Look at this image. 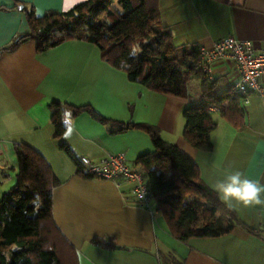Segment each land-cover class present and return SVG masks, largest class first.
I'll list each match as a JSON object with an SVG mask.
<instances>
[{"label": "crops", "instance_id": "obj_1", "mask_svg": "<svg viewBox=\"0 0 264 264\" xmlns=\"http://www.w3.org/2000/svg\"><path fill=\"white\" fill-rule=\"evenodd\" d=\"M83 1L0 0V198L16 181L14 144L25 143L41 153L59 181L52 190V215L79 264H163L164 258L171 264H264V207L238 206L233 211L243 225L225 234L177 239L153 196L149 207L142 206L134 183L89 177L62 148L68 146L76 159L85 155L94 161L123 153L147 180L136 159L155 150L150 135L141 128L111 133L82 112L73 117L71 139L64 132L56 137L48 106L51 101L90 105L108 119L156 126L165 141L197 164L211 189L225 168L264 184V77L261 91L248 93L245 102L234 95L238 69L224 58L213 63L209 75L191 78L188 96L181 97L130 80L85 40L69 39L39 51L31 37L3 49L31 32L24 8L41 17ZM158 6L176 47L196 43L202 49L228 36L250 40L257 49L264 46V0H158ZM228 95L237 97V117ZM191 102L209 105L215 122L211 150L191 145L183 135L181 114ZM94 238L113 246L95 244Z\"/></svg>", "mask_w": 264, "mask_h": 264}, {"label": "trees", "instance_id": "obj_2", "mask_svg": "<svg viewBox=\"0 0 264 264\" xmlns=\"http://www.w3.org/2000/svg\"><path fill=\"white\" fill-rule=\"evenodd\" d=\"M115 1L121 11L113 7ZM24 9L31 32L18 35L3 49H14L31 37L37 39L39 51L69 39L85 40L97 45L102 59L123 69L130 80L181 97L188 96L186 85L191 78L207 75L198 65V44L175 46L170 28L160 20L158 0H85L67 11H52L41 17ZM133 47L139 51L130 55ZM228 96L231 114L237 117V97ZM48 106L56 137L65 131L61 123L65 110L72 117L87 112L111 133L141 128L150 135L155 150L138 156L136 163L143 169L154 200L177 239L218 236L243 225L201 179L197 164L177 145L165 141L156 126L108 119L90 105L51 101ZM181 116L185 121V139L199 149L211 150L215 122L208 103L191 102ZM62 148L86 175L96 178L83 170L68 146ZM14 153L16 181L0 198V264H79L74 246L53 219L52 190L59 181L50 165L41 153L25 143H15ZM93 242L113 246L97 238ZM163 264L171 263L164 258Z\"/></svg>", "mask_w": 264, "mask_h": 264}, {"label": "built area", "instance_id": "obj_3", "mask_svg": "<svg viewBox=\"0 0 264 264\" xmlns=\"http://www.w3.org/2000/svg\"><path fill=\"white\" fill-rule=\"evenodd\" d=\"M224 58H229L235 63L239 78L234 83V89L237 94L244 97L245 102H249L245 96L252 91L259 92L262 89L264 46L257 49L250 40L238 39L233 36L224 37L214 41L209 47L201 49L198 65L209 75L213 63ZM212 108L210 107V110ZM78 160L83 170L96 178L125 179L134 183L133 192L141 205L149 207L153 194L149 189L147 180L143 178V173L128 165L123 153H113L97 161L83 155Z\"/></svg>", "mask_w": 264, "mask_h": 264}, {"label": "clouds", "instance_id": "obj_4", "mask_svg": "<svg viewBox=\"0 0 264 264\" xmlns=\"http://www.w3.org/2000/svg\"><path fill=\"white\" fill-rule=\"evenodd\" d=\"M138 51L137 47H133L130 55H135ZM61 123L65 129L64 138L71 139L75 131V122L70 111L63 112ZM211 187L220 201L229 209L236 210L238 206L264 207V184L250 179L238 169L225 168L222 177L218 178Z\"/></svg>", "mask_w": 264, "mask_h": 264}, {"label": "rangeland", "instance_id": "obj_5", "mask_svg": "<svg viewBox=\"0 0 264 264\" xmlns=\"http://www.w3.org/2000/svg\"><path fill=\"white\" fill-rule=\"evenodd\" d=\"M113 7L114 8H116V9H119L120 11L122 10L121 8H120V6L117 4V2L115 1V2H113ZM198 77V76H197ZM193 79H197L196 77L195 78H193ZM7 188H9L10 186L9 185H7L6 186Z\"/></svg>", "mask_w": 264, "mask_h": 264}]
</instances>
